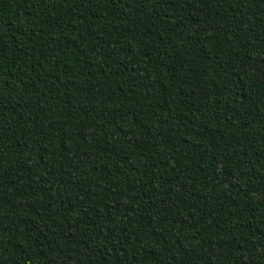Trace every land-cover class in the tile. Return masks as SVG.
I'll list each match as a JSON object with an SVG mask.
<instances>
[{
    "label": "trees",
    "instance_id": "1",
    "mask_svg": "<svg viewBox=\"0 0 264 264\" xmlns=\"http://www.w3.org/2000/svg\"><path fill=\"white\" fill-rule=\"evenodd\" d=\"M0 264H264V0H0Z\"/></svg>",
    "mask_w": 264,
    "mask_h": 264
}]
</instances>
